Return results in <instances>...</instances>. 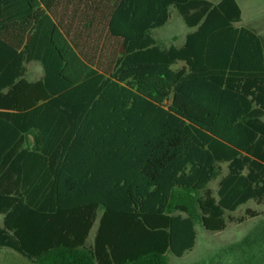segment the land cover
Returning a JSON list of instances; mask_svg holds the SVG:
<instances>
[{
	"label": "trees",
	"instance_id": "obj_1",
	"mask_svg": "<svg viewBox=\"0 0 264 264\" xmlns=\"http://www.w3.org/2000/svg\"><path fill=\"white\" fill-rule=\"evenodd\" d=\"M171 9L179 45L153 36ZM240 22L236 0H0V249L168 264L197 225L264 215V43Z\"/></svg>",
	"mask_w": 264,
	"mask_h": 264
},
{
	"label": "rangeland",
	"instance_id": "obj_2",
	"mask_svg": "<svg viewBox=\"0 0 264 264\" xmlns=\"http://www.w3.org/2000/svg\"><path fill=\"white\" fill-rule=\"evenodd\" d=\"M210 1L215 2L216 0ZM246 11L249 12L250 8L248 7ZM170 13V19L165 25L155 29L153 36L161 44L179 45L183 42L189 30L173 9L170 10ZM245 23L250 22L247 20ZM26 67V78L28 80L35 81L41 77L42 70L38 63H30ZM138 109L142 113L145 122L148 119V114H150V108L145 103H138ZM106 125H108L107 122ZM140 125L142 126L143 123ZM113 131H115V140L118 142V133L114 126ZM96 182H93L88 187L87 191L89 193L94 194V192L99 193L102 191ZM211 187L214 188L215 185L212 184ZM120 196L119 194L118 197ZM245 208L262 211L261 207L248 203L237 212H234L232 216L238 217L242 215ZM95 230L96 225L91 229L90 240ZM195 230L196 244L194 249L181 258L168 254V264H264V215L248 219L242 224H229L228 228L220 233H207L198 225ZM0 264L31 263L16 252L2 248L0 249Z\"/></svg>",
	"mask_w": 264,
	"mask_h": 264
},
{
	"label": "crops",
	"instance_id": "obj_3",
	"mask_svg": "<svg viewBox=\"0 0 264 264\" xmlns=\"http://www.w3.org/2000/svg\"><path fill=\"white\" fill-rule=\"evenodd\" d=\"M236 2L241 10V22L238 27H249L255 30L262 37L264 43V0H236ZM248 7L250 8L249 12L246 11ZM247 20L250 23H245Z\"/></svg>",
	"mask_w": 264,
	"mask_h": 264
}]
</instances>
